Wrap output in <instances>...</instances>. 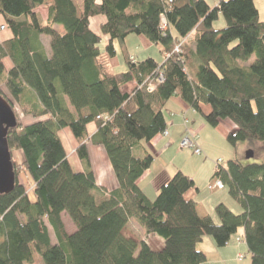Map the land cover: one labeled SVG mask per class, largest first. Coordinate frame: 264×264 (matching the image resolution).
Segmentation results:
<instances>
[{"label": "trees", "instance_id": "trees-1", "mask_svg": "<svg viewBox=\"0 0 264 264\" xmlns=\"http://www.w3.org/2000/svg\"><path fill=\"white\" fill-rule=\"evenodd\" d=\"M44 1L0 0L11 33L0 43V95L16 116L6 136L15 183L0 194V264H32L35 254L43 264H202L206 255L196 246L204 236L223 247L239 230L250 264H264V156L258 164L242 165L236 158L215 163L210 182L227 186L243 208L234 214L218 203V223L197 215L199 189L183 171L161 184L154 198L138 183L153 160L143 143L168 135L164 107L176 95L209 126L232 123L235 130L226 132L231 146L264 143V22L253 0H217L213 8L205 0H52L42 19L36 9ZM218 13L225 26L214 29ZM97 15L105 21L94 32L90 18ZM130 35L158 46L162 61H132L125 44ZM116 47L125 71L110 70ZM132 80L134 90L122 92ZM15 108L35 121L23 125ZM62 129L77 142L82 171L68 160ZM184 135L195 147L181 149L202 155L196 137L187 129ZM87 141L103 147L115 189L97 185ZM22 173L29 188L20 181ZM131 221L161 239V249L126 238Z\"/></svg>", "mask_w": 264, "mask_h": 264}, {"label": "crops", "instance_id": "crops-1", "mask_svg": "<svg viewBox=\"0 0 264 264\" xmlns=\"http://www.w3.org/2000/svg\"><path fill=\"white\" fill-rule=\"evenodd\" d=\"M216 3H217V0H216ZM51 4H52V0H45L44 4L40 7H38V9H36L38 14L42 17V19L46 18L48 7ZM43 6H46V11L41 13L39 11V8H41ZM4 25H5V21H4L3 17H0V27L4 26ZM92 30L94 32H97L94 29H92ZM0 32H4V35H0V43L11 37V33L9 32V30L7 28L0 30ZM98 32H99V26H98ZM130 36L125 38L126 49H127V53H128L129 57H134L137 61L153 57L148 52V50L154 44L150 43L149 41H147L142 36H140L138 38L141 39V42L144 45V51L141 52V53H144V55L141 58H139L136 54L130 53L131 50H130L129 43H128V38H130ZM46 47H47V45H46ZM47 49H48V47H47ZM133 49L137 50V47L135 46V48H133ZM116 51L117 52H116L115 57L112 58L111 60H109L110 70L115 71V72L125 71L126 70V64H125L123 57L120 58V56L119 57L117 56V55H121V53L117 47H116ZM154 60L157 62H161L162 61V54H160V58L158 60H156V59H154ZM4 63H5V66L7 69H9L11 67V62L8 59H6L4 61ZM135 87H136V82H135V80H132L131 82L123 85L121 87V91L125 92V93H131ZM201 108H202L201 110L203 113L206 114L209 112V109L207 106L202 105ZM164 116H165V122H166V126H167L168 135L164 136V137L158 135L154 139H152L149 143H147V144L143 143L145 150L148 151V153H150V155H152L153 160H152V163H151L149 169L144 172L143 176L140 178L138 183H139V186L141 187V189L145 192V194L149 198H154L158 192L159 186L161 184H163L165 181H167L177 170H181L185 174H187L189 177H191L197 186L196 177L198 174L202 173L203 168L204 169L206 168V167H204L205 163L202 164V162L198 158L195 157L197 155H194L192 153L194 156L193 157L194 162L191 165H188L187 163L176 165V164H173L171 162L170 163L167 162L168 160L165 158L166 156L170 157L171 154H177V153L182 152L181 150H185V149H181L179 144H180L181 138L183 137L186 129L190 131V133L192 134L193 137H196V142L199 145L200 149L202 150V153L205 151L204 154L206 155V157H209L206 153H208L210 151L209 149H207V147H210L211 149L216 148V150L218 149V151L220 153H222L223 155H226V154H224V149L226 152L228 151V149L224 146V143H223L226 140V132L228 133L230 131L235 130L233 124L230 123L229 121H225L222 124L223 127L221 126L222 128H213V127L209 126L204 121V119L200 113H198L197 111H195L193 109H190L189 106L185 102H183L181 100V98L177 95L170 98V100L165 105ZM185 120H186V122H185ZM63 131L66 132L67 134H69L68 129H62L60 131V133ZM95 131H96L95 123L89 124V126H88L89 134L92 135ZM217 131L222 133V136H224V137L219 136L221 134L218 133ZM71 139L74 140V138H72V137H71ZM73 142L77 146V142L75 140ZM63 145L66 149L64 142H63ZM76 146H75V148H76ZM86 146H87L88 155H89L90 167H91V170L95 176L97 185L107 189L108 191L115 189L117 187V182L115 180L111 166H110L108 159L105 155L103 147L102 146H95L88 141L86 142ZM67 147H68V144H67ZM66 151H67V149H66ZM17 154L19 155V158L21 160L20 154L19 153H17ZM73 155L68 156V160L70 163H71L70 159L72 158ZM199 157H201V155H199ZM162 158H164L166 161L162 162ZM172 158H173V156L171 157V159ZM218 159L214 160V164L217 162ZM228 159H231V158H228ZM75 160H76L77 165H78V171H82L83 166L81 165V163L79 162L78 159H75ZM187 165H188V167L191 166L195 172L194 173L187 172L186 171V169L188 168ZM214 167H215V165L212 168L213 169L212 174L214 171ZM212 174L210 173L211 176H212ZM211 176H210V178H211ZM210 178H209V181H210ZM202 179L203 178H201L199 181L202 182ZM198 189L200 191L199 187H198ZM199 191L197 194L194 195V201L196 202V213L199 217L210 216V218L214 221L215 220V217H214L215 212H214L213 208L211 210L210 209L211 207L209 208V206L206 205L205 200H203L202 198L199 197L200 196ZM214 192H216V191H214ZM216 194H217V192L214 195H216ZM215 200L216 201L219 200V201L223 202L222 198H218ZM227 201H228V199H226L224 197V203H226ZM210 205H211V201H210ZM229 205H227V206L230 207ZM231 207H233L232 209H235L236 211H238L234 205L231 204ZM74 230H75V228L73 226L72 231H68V230L67 231L69 233H72ZM241 231L243 233V230H241ZM50 238H51V242L54 243L55 238L53 237L51 231H50ZM159 240H160L161 247H162V240L161 239H159ZM240 247L243 248V243L240 244ZM240 247L238 248L237 244H236V248L240 249ZM160 249H158V250H160ZM235 258H236V256H235Z\"/></svg>", "mask_w": 264, "mask_h": 264}, {"label": "rangeland", "instance_id": "rangeland-1", "mask_svg": "<svg viewBox=\"0 0 264 264\" xmlns=\"http://www.w3.org/2000/svg\"><path fill=\"white\" fill-rule=\"evenodd\" d=\"M207 2V4L210 7H214L217 3L216 0H205ZM78 2L81 4V0H78ZM254 5L258 11V17L260 21L264 22V0H253ZM39 11L41 13L46 11V6H43L41 8H39ZM0 17H2V15H0ZM105 18L102 15H97L94 16L92 18H90V26L92 29L96 30L98 32V26L100 23L104 22ZM214 29H220L223 28L225 26V22H224V18L222 16L221 13H218V17L216 20L213 21L212 23ZM61 29V28H60ZM0 35H4V32H0ZM140 36H135V35H131L130 38H128V43H129V47L131 52L130 53H134L136 54L139 58H141L144 53H141L142 51H144V45L141 42V39L138 38ZM100 48L104 49L105 47V38L102 39L101 43H100ZM135 46L137 47V50H134L133 48H135ZM159 47L152 45L151 48L148 50V52L153 56L152 58L158 60L160 58V53H159ZM118 57L120 56V58H122L121 55H117ZM253 61V57L246 63H244L243 65L245 66H249ZM17 117L19 119V121L25 125V124H30L31 122L35 121V119L31 118V117H25L22 115L20 109L15 108L14 109ZM186 121V120H185ZM69 131V130H68ZM218 133H220L219 131H217ZM69 134H67L66 132H61L60 136L61 140L64 142L66 149H67V154L68 156L73 155L75 153V144H74V140L71 139V134L70 132H68ZM221 137L222 133H220ZM73 138V137H72ZM74 145H73V144ZM224 143V146L228 149V151L226 152L224 149V154L220 153L218 151V149L216 150V148L211 149L210 147H207V149H209L210 151L208 153H206L209 157H206V155L204 154V152L202 153L201 157L199 156H195L196 158H198L202 164L205 163L204 167H206L205 169H202V173L198 174L196 177V182H197V186L200 188V198H202L203 200H205V203L207 206H209V208L212 210H214L215 205H217L218 203H224V197L226 199H228V201L234 205L238 211H236L235 209H232L233 207H231V204L227 201L226 203H224L225 205H229L230 210L234 213V214H240L243 211L242 206L237 203L235 200H233V198L229 195L228 193V187L225 186L224 189L223 188H218L215 187V181L210 182L209 178H210V173L212 174V168L215 165L214 164V160L218 159L220 160L222 163L224 164L227 160H229L228 158H236L242 165H247V164H253V163H261L263 156H264V143L258 142V141H246V142H242L239 143L236 147L231 146L226 140ZM68 144V147H67ZM77 147V146H76ZM182 152L177 153V154H171L170 157H165L168 161L167 162H171L173 164H184L187 163L188 165H191L194 162V156L191 153V151L188 150H181ZM252 154L251 157H248L249 154ZM214 154V155H213ZM173 156V158L171 159V157ZM206 157V158H205ZM13 158L16 161V163L20 162V158L19 155L17 153L13 154ZM75 159H78L77 156L74 154L72 156V158L70 159L71 163H72V168L75 171H78V165ZM172 160V161H171ZM165 162L166 160L164 158H162V162ZM213 161V162H212ZM187 165V167H188ZM187 172L190 173H194V169L190 166L186 169ZM208 176V177H207ZM202 179V182H200L199 180ZM207 179V180H206ZM20 181L21 183H23L27 188L30 187V185L28 186V183L25 180L24 174L22 173L20 175ZM209 185H211V190L209 189ZM220 190V191H219ZM31 189L28 192L31 196ZM212 191V192H211ZM217 194L214 195L216 192ZM214 195V196H213ZM218 198H222V201H216L215 199ZM210 201H211V205H210ZM213 204V205H212ZM214 223H218L219 220L216 216V214L214 213ZM63 222L65 223V226L67 228L68 231H72L73 230V226L71 224V222L69 221V219L66 216H63ZM123 234L126 238L129 239H133L136 242H141V241H146L147 245L151 247V249L153 250H158L161 248V243L160 240L158 238H156V236H151V235H146L142 232V230L138 227V225L134 222H130V224L127 226V228H125V230L123 231ZM242 231L239 230L237 233H235L234 235L231 236L229 243L226 246L223 247H218L215 242L213 237L211 236H204L202 238V240L197 244V249L201 252H203L206 255V260L205 262H203L202 264H250V254L247 252V247L244 241H242ZM238 237H240L239 239H237ZM242 241L241 243H243V248L240 247V241ZM236 244L237 247L236 248ZM235 254V255H234ZM241 254H244L245 257L242 259L239 258V256H241ZM236 256V258H235ZM34 263L32 264H43V261L41 259V257L39 255L35 254L34 257Z\"/></svg>", "mask_w": 264, "mask_h": 264}, {"label": "water", "instance_id": "water-1", "mask_svg": "<svg viewBox=\"0 0 264 264\" xmlns=\"http://www.w3.org/2000/svg\"><path fill=\"white\" fill-rule=\"evenodd\" d=\"M16 126V116L8 102L0 95V194L14 188L15 177L7 145V131ZM250 153L248 157H251Z\"/></svg>", "mask_w": 264, "mask_h": 264}, {"label": "built area", "instance_id": "built-area-1", "mask_svg": "<svg viewBox=\"0 0 264 264\" xmlns=\"http://www.w3.org/2000/svg\"><path fill=\"white\" fill-rule=\"evenodd\" d=\"M168 1L170 2L171 0H168ZM161 25H162L163 27L166 26V21H165V19H164L163 17H162V19H161ZM3 29H4V26H1V27H0V30H3ZM180 44H181V43H179L178 45L175 46L173 52H175V53H178V52H179V46H180ZM130 59H131L132 61H134V58H133V57H130ZM161 81H162V76H159V77H158V82H161ZM149 89H152V86H149ZM185 122H186V121H185ZM187 132L190 133L189 130H187ZM163 135H167V132L163 133ZM179 146H180V148H189V149H192V148L195 147L194 144H193V142L191 141L189 135H184V136L181 138V141H180ZM194 152H195V153H200V149H199V148H195ZM216 163H217V164H220L221 161H220V160H217ZM214 185H215V187L222 188V184H221V182H220L219 180H215V184H214ZM209 189H210V190L212 189V188H211V185H209ZM239 258H241V256H239Z\"/></svg>", "mask_w": 264, "mask_h": 264}]
</instances>
